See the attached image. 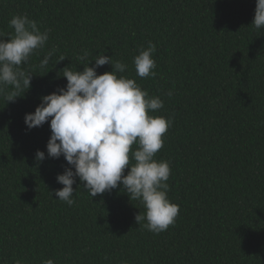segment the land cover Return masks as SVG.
<instances>
[{"label": "trees", "instance_id": "16d2710c", "mask_svg": "<svg viewBox=\"0 0 264 264\" xmlns=\"http://www.w3.org/2000/svg\"><path fill=\"white\" fill-rule=\"evenodd\" d=\"M255 7L256 0H0V39L14 35V15L50 29L22 65L30 88L14 102L0 95V264H264V27L251 25ZM149 41L156 75L141 78L132 61ZM98 55L127 65L117 75L163 101L149 115L172 119L155 159L170 163L167 195L180 211L159 234L136 222L145 208L122 185L91 198L76 177L75 204L59 200L56 178L70 165L47 156L51 118L31 130L24 122L41 97L66 87L65 67L83 71Z\"/></svg>", "mask_w": 264, "mask_h": 264}, {"label": "clouds", "instance_id": "9594fccd", "mask_svg": "<svg viewBox=\"0 0 264 264\" xmlns=\"http://www.w3.org/2000/svg\"><path fill=\"white\" fill-rule=\"evenodd\" d=\"M9 25L14 35L7 41L0 39V95L5 97V102H14L30 88L32 74L22 65L45 46L50 29L40 31L36 22L26 15H14ZM251 25L257 29L264 27V0H256ZM155 50L156 45L149 41L148 47L141 48L133 57L139 77H155L156 63L152 58ZM54 52L55 49L50 50L40 61L41 68L48 65ZM87 57L85 50L79 59ZM94 61L92 67L88 63L84 65L83 71L65 67L62 76L67 79L66 87L41 97L40 105L33 113L25 114L24 122L31 130L51 118L47 156L63 155L70 165L56 178L63 185L55 190L59 200L69 206L75 204L76 177L85 182L84 188L91 198L122 185L130 200H139L145 208L144 214L139 212L135 216L136 222L140 225L146 220L143 227L159 234L175 223L180 211L167 195L170 163L155 159L172 119L149 115L150 111L162 109L163 101L158 96L150 97L134 79L118 76L127 65L113 62L106 55H98ZM106 64L113 70L98 75L96 69ZM130 153L134 163L130 161ZM45 158V152L37 150L35 159L43 162ZM126 168L130 170L125 175ZM42 264H54V261L47 259Z\"/></svg>", "mask_w": 264, "mask_h": 264}]
</instances>
